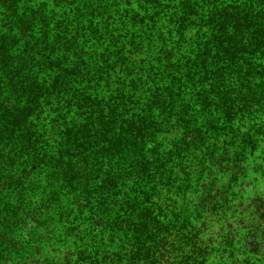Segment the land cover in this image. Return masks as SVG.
<instances>
[{
    "label": "trees",
    "instance_id": "16d2710c",
    "mask_svg": "<svg viewBox=\"0 0 264 264\" xmlns=\"http://www.w3.org/2000/svg\"><path fill=\"white\" fill-rule=\"evenodd\" d=\"M264 0H0V264H264Z\"/></svg>",
    "mask_w": 264,
    "mask_h": 264
},
{
    "label": "rangeland",
    "instance_id": "374dc122",
    "mask_svg": "<svg viewBox=\"0 0 264 264\" xmlns=\"http://www.w3.org/2000/svg\"><path fill=\"white\" fill-rule=\"evenodd\" d=\"M264 148V137L261 139L259 146H258V153Z\"/></svg>",
    "mask_w": 264,
    "mask_h": 264
}]
</instances>
